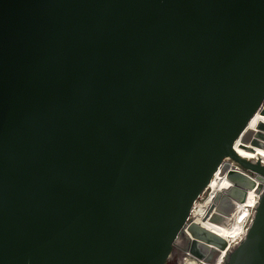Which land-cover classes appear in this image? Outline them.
Segmentation results:
<instances>
[{
	"label": "water",
	"instance_id": "obj_1",
	"mask_svg": "<svg viewBox=\"0 0 264 264\" xmlns=\"http://www.w3.org/2000/svg\"><path fill=\"white\" fill-rule=\"evenodd\" d=\"M263 101L264 0H0V264H264V188L231 248L190 221Z\"/></svg>",
	"mask_w": 264,
	"mask_h": 264
},
{
	"label": "bare ground",
	"instance_id": "obj_2",
	"mask_svg": "<svg viewBox=\"0 0 264 264\" xmlns=\"http://www.w3.org/2000/svg\"><path fill=\"white\" fill-rule=\"evenodd\" d=\"M234 147L244 158L253 163L260 162L264 165V101L236 139ZM231 171L248 174L232 158L225 157L204 192L195 201L191 212V217L194 213L199 212L201 204L204 202L202 200L203 195L209 192V196L205 201L215 202L224 207L226 211L222 212V217L219 215L205 216L197 221L194 226L224 239L229 248L235 246V243L245 236L248 217L253 213V208L258 205L261 192L264 188V177L261 180L255 178V187L247 188L234 183L229 178ZM242 193L243 198L240 199ZM250 206L248 215L244 218L245 211ZM188 225V223L185 225L183 234L176 241L175 246L178 245L181 249L186 250L189 253L188 255L204 264H224L228 250L207 241H197L194 244L192 240L195 239L192 238L191 233L188 231ZM188 240L192 244L190 248L185 247ZM208 250H212L214 253L213 257H206Z\"/></svg>",
	"mask_w": 264,
	"mask_h": 264
},
{
	"label": "flooded vegetation",
	"instance_id": "obj_3",
	"mask_svg": "<svg viewBox=\"0 0 264 264\" xmlns=\"http://www.w3.org/2000/svg\"><path fill=\"white\" fill-rule=\"evenodd\" d=\"M254 204V203H253ZM252 204V205H253ZM219 207V209H218ZM251 206L245 211L244 214V218L248 215V212L250 210ZM226 211V209L218 204H216L215 202H207L204 201L201 204L200 210L197 213H194L191 217L192 219V225H194L197 221L201 220L202 218H204L205 216L208 215H216V216H223V213ZM189 224V223H188ZM191 242H189V240L186 242L185 247L186 248H190L191 246ZM196 249V247H194ZM200 252V250H198ZM181 252V253H180ZM189 253L186 252V250L181 249L180 247L174 246V249L168 259V264H204L199 260H196L194 257H191L190 255H188ZM214 253L212 252V250H208V252L206 253V257L211 258L213 257ZM207 264V263H205Z\"/></svg>",
	"mask_w": 264,
	"mask_h": 264
},
{
	"label": "rangeland",
	"instance_id": "obj_4",
	"mask_svg": "<svg viewBox=\"0 0 264 264\" xmlns=\"http://www.w3.org/2000/svg\"><path fill=\"white\" fill-rule=\"evenodd\" d=\"M208 196H209V192H206L204 195H203V198H202V200H206L207 198H208ZM256 209H257V206H255L254 208H253V212H256ZM250 219H251V215L248 217V220H247V224H249V222H250ZM192 219L190 218V221H191ZM247 227V226H246ZM181 253V252H180Z\"/></svg>",
	"mask_w": 264,
	"mask_h": 264
},
{
	"label": "built area",
	"instance_id": "obj_5",
	"mask_svg": "<svg viewBox=\"0 0 264 264\" xmlns=\"http://www.w3.org/2000/svg\"><path fill=\"white\" fill-rule=\"evenodd\" d=\"M254 215H255V212H253L252 214H251V219H250V222H249V224L247 225V229H248V226L251 224V222L253 221V218H254ZM250 216V215H249Z\"/></svg>",
	"mask_w": 264,
	"mask_h": 264
}]
</instances>
